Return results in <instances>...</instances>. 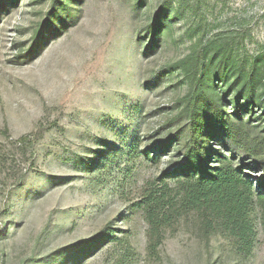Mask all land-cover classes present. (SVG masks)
Returning a JSON list of instances; mask_svg holds the SVG:
<instances>
[{"label":"rangeland","instance_id":"obj_1","mask_svg":"<svg viewBox=\"0 0 264 264\" xmlns=\"http://www.w3.org/2000/svg\"><path fill=\"white\" fill-rule=\"evenodd\" d=\"M0 5V264H264V208L254 207L255 246L240 260L223 237L205 244L184 223L150 256L134 206L145 189L170 186L177 158L151 147L183 124L187 57L228 45L247 66L264 51V0ZM244 168L260 189L264 171ZM105 227L129 245L102 240L65 262Z\"/></svg>","mask_w":264,"mask_h":264},{"label":"trees","instance_id":"obj_2","mask_svg":"<svg viewBox=\"0 0 264 264\" xmlns=\"http://www.w3.org/2000/svg\"><path fill=\"white\" fill-rule=\"evenodd\" d=\"M170 15L180 13L175 10ZM156 24L153 35L159 28ZM217 46L212 54L204 50L201 56L187 57L182 68L187 90L176 117L183 124L163 143L151 147L177 158L165 174L170 186L145 189L134 205L146 222L145 248L154 258L163 236L183 223L192 226L205 244L214 236L223 237L240 260L248 259L255 246L252 214L255 206L264 208V177L258 180L260 189H254L244 167L264 171V131L252 137L246 130L248 125H264V51L245 66L236 64L228 45L227 49ZM234 90L237 94L228 106L227 95ZM106 239L114 246L129 242L105 227L96 241L71 247L68 253L74 257L63 258L71 262Z\"/></svg>","mask_w":264,"mask_h":264}]
</instances>
